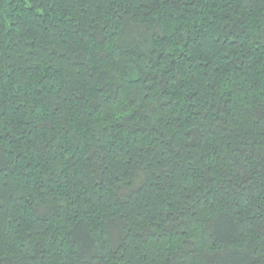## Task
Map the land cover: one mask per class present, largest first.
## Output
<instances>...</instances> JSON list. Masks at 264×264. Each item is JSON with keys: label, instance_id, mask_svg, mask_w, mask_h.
I'll list each match as a JSON object with an SVG mask.
<instances>
[{"label": "trees", "instance_id": "trees-1", "mask_svg": "<svg viewBox=\"0 0 264 264\" xmlns=\"http://www.w3.org/2000/svg\"><path fill=\"white\" fill-rule=\"evenodd\" d=\"M0 264H264V0H0Z\"/></svg>", "mask_w": 264, "mask_h": 264}]
</instances>
